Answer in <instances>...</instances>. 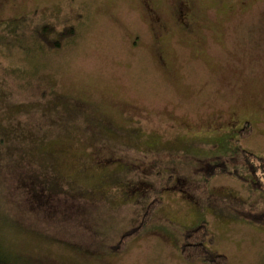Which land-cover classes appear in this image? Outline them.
Here are the masks:
<instances>
[{
	"label": "rangeland",
	"instance_id": "374dc122",
	"mask_svg": "<svg viewBox=\"0 0 264 264\" xmlns=\"http://www.w3.org/2000/svg\"><path fill=\"white\" fill-rule=\"evenodd\" d=\"M44 22L75 34L49 50ZM244 150L264 170V0H0V242L27 264H209L180 254L203 224L264 264Z\"/></svg>",
	"mask_w": 264,
	"mask_h": 264
},
{
	"label": "trees",
	"instance_id": "16d2710c",
	"mask_svg": "<svg viewBox=\"0 0 264 264\" xmlns=\"http://www.w3.org/2000/svg\"><path fill=\"white\" fill-rule=\"evenodd\" d=\"M74 34L75 31L72 25L64 26L58 30L55 24L44 22L38 25L36 28V36L38 41L43 43L49 50L60 48L62 46V42H64L67 38H71ZM77 102L78 104H81V101L79 102L75 100L72 105L75 107ZM71 109L72 108L67 109L66 112H71ZM240 131L241 135L244 137L248 136L251 132L250 128L247 127L241 129ZM243 154L248 174L251 175L249 176L250 178L248 179V182L253 187L260 189L264 195V170H262V158L257 157L252 152L246 150L243 151ZM204 170L206 172L205 174L207 175L231 173L225 162L211 164ZM77 192L81 193L80 189L77 190ZM27 193L29 195L31 193V195L34 197L38 196L36 191H28ZM155 202L156 201H153L148 205L137 225L126 229L121 233L118 242L115 246H113V252H118L119 250L123 249L125 245L139 233L140 228L150 219ZM240 215L254 223L264 225V208L259 211H242ZM184 237L185 238L181 245L180 254L185 260L190 262L201 260L209 264H226L227 257L224 254L218 253L217 251L211 250L205 246L204 242L206 240H211V236L204 224L187 230ZM0 264H27V260L21 255L13 253L0 242Z\"/></svg>",
	"mask_w": 264,
	"mask_h": 264
},
{
	"label": "flooded vegetation",
	"instance_id": "af4514ba",
	"mask_svg": "<svg viewBox=\"0 0 264 264\" xmlns=\"http://www.w3.org/2000/svg\"><path fill=\"white\" fill-rule=\"evenodd\" d=\"M183 5H185V4H183ZM190 16H191V14L188 12V13H184V15H183V22L181 23V22H179V25H182L183 27H188L189 26V19H190ZM157 40H159V39H157ZM77 101V100H76ZM80 102V101H79ZM83 102V106H84V108L85 109H88V107H87V104L85 103V102H87V101H85L84 102V100L82 101ZM81 102V103H82ZM78 103V102H77ZM90 104V103H89ZM81 105V104H80ZM93 111H91L90 112V114H91V117H92V119H91V121H90V123L93 125V126H95V127H97L98 128V119H96V115L97 114H95V113H92ZM93 115V116H92ZM95 117V118H94ZM245 120V119H244ZM246 125L247 124H249V122L248 121H245L244 122Z\"/></svg>",
	"mask_w": 264,
	"mask_h": 264
}]
</instances>
